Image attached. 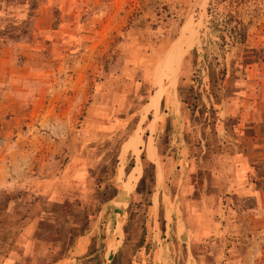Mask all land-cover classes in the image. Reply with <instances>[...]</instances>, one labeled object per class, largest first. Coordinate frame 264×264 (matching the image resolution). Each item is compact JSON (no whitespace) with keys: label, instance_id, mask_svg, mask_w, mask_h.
I'll return each instance as SVG.
<instances>
[{"label":"rangeland","instance_id":"1","mask_svg":"<svg viewBox=\"0 0 264 264\" xmlns=\"http://www.w3.org/2000/svg\"><path fill=\"white\" fill-rule=\"evenodd\" d=\"M19 79L44 84L29 126ZM14 136L46 154L0 188V264H264V0H0V157ZM116 152L99 200L80 178Z\"/></svg>","mask_w":264,"mask_h":264},{"label":"crops","instance_id":"2","mask_svg":"<svg viewBox=\"0 0 264 264\" xmlns=\"http://www.w3.org/2000/svg\"><path fill=\"white\" fill-rule=\"evenodd\" d=\"M16 82L18 83L15 84V86L14 84H11L5 89V94L10 96L13 103L15 102V104H12V106L14 105L22 106L29 101L32 102L34 105H37L36 107L37 109L35 108L37 111L34 113V115H32V117H27L23 115V118L25 119L30 118V120L27 119L24 122V124L29 126L30 124H34V122H36V119L33 118L34 116H36V118L39 117V115L43 117L42 111L45 106V101H43V99H41V97L39 96L40 95L39 90L43 89L44 84L39 83L38 85H36L37 83H33V87L28 89V94H27L26 92H27L28 86H27L25 79H19V81H16ZM29 90H30V93H29ZM20 111H23V110H20ZM14 114L17 116L16 112H14ZM5 120L7 122H10V118L8 117ZM35 127L36 129L40 130L39 128L40 126L38 124H35ZM27 129L28 128H25V130L16 132L13 135L17 134V135H23L22 137H25V134H26L25 131H27ZM8 132L12 133L11 130L10 131L8 130ZM2 143H4V146L1 148L3 151V154L0 157V188H2L7 193H9V192H12L14 189L22 188L23 186H25L24 184L25 182H29L31 180L32 177L30 178V176H27L26 170H28L31 166H34L37 160L40 161L42 156L46 153H44L43 145H41L40 147H34L33 145H31V143H25V142L19 141V137L17 136L16 137L14 136V139L11 140V142H8L10 143L9 148L6 147V144H7L6 141H2ZM157 157L158 156L156 153V158ZM152 163L154 164V186H155L159 178L157 177V173H156L157 164L155 162H152ZM159 167L161 169V175H162V171L165 174L166 168L163 166V161L160 162ZM142 174H143V168H142ZM142 174L140 175L139 178H141ZM181 183H185V180L183 179ZM183 186L184 184H182L181 188L179 189L180 193L183 190ZM247 190L252 191V186L249 184H243L237 188V191L239 192L241 191L243 193H246ZM159 199H160L159 194H157L156 200L158 201ZM156 200L154 199L150 201L151 209L154 208V203L157 202ZM124 207L125 205L122 202H120L118 210L122 211L124 210ZM165 212L164 213L162 212L164 228H166V224L168 223L167 216H166L167 213ZM117 216H118V212H115L114 218H116ZM181 220L183 222L185 221L183 217L181 218ZM78 242H79V239H77L73 243V246L71 247V251L73 253V256H75V258L84 254L87 249V244L85 243V246L83 247L84 249L83 253L81 254L76 253L75 250L78 245ZM109 242L110 240L106 243V247H108ZM109 252L110 251L107 249V254H109ZM111 256H112L111 258L113 259L114 257L113 253ZM8 258L9 256H4L5 261L8 260Z\"/></svg>","mask_w":264,"mask_h":264},{"label":"trees","instance_id":"3","mask_svg":"<svg viewBox=\"0 0 264 264\" xmlns=\"http://www.w3.org/2000/svg\"><path fill=\"white\" fill-rule=\"evenodd\" d=\"M194 53H195V51H194ZM184 70H185V61H183V63H182V67H181L180 75H179V80H178V86H177V96H178L179 102L181 104L187 103L186 92L184 91V87H183ZM189 134H190L189 132H187V134H186L188 142H189V140H188ZM117 156H118V152H116L114 154L113 161H112L110 168H107V167L102 168L101 173L105 176L102 175V177H101V173H100L99 177L98 176L95 177V176H93V173L91 171H89V174L87 173L85 176H83L84 178L83 177L80 178V181H82L81 184H83L82 186H84L83 188H85V189L86 188L88 189L90 187L95 188L93 190L92 195L97 197L99 200L111 199L112 197H114L116 195L115 194L116 193V187L113 183V179L116 176ZM140 158L142 160L143 174L138 181V184H137L136 189H135L136 191H138L139 189H144V183H145L146 177L149 178L150 184L152 186L154 185V164L152 162H150L149 160H147L143 153L140 155ZM130 165H133V164L130 163ZM105 179L107 181H104ZM95 180H97V182L100 183V185L103 184L102 189H100L101 187L99 185L93 186V182H95ZM150 192H151V188L146 189V193L149 194ZM150 204L151 203L149 201V202H147L146 206L150 207ZM90 208H91V206H89V209ZM90 213H91V211H90ZM90 217H89V220H90ZM161 230L164 231V223L161 225ZM124 232L127 235L128 230H127L126 225L124 226ZM128 264H130V263L128 262Z\"/></svg>","mask_w":264,"mask_h":264}]
</instances>
